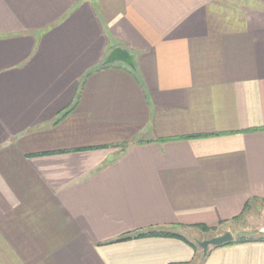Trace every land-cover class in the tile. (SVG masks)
I'll use <instances>...</instances> for the list:
<instances>
[{"label":"crops","instance_id":"obj_1","mask_svg":"<svg viewBox=\"0 0 264 264\" xmlns=\"http://www.w3.org/2000/svg\"><path fill=\"white\" fill-rule=\"evenodd\" d=\"M262 216L264 0H0V264H264Z\"/></svg>","mask_w":264,"mask_h":264},{"label":"water","instance_id":"obj_2","mask_svg":"<svg viewBox=\"0 0 264 264\" xmlns=\"http://www.w3.org/2000/svg\"><path fill=\"white\" fill-rule=\"evenodd\" d=\"M104 65L122 64L125 67L133 70L135 68L133 56L125 49L115 48L107 55ZM264 235V228L260 231ZM233 237L230 233L226 232L221 236L213 237L211 239L196 242L197 246L202 250L203 256H206L210 247H219L231 243Z\"/></svg>","mask_w":264,"mask_h":264},{"label":"trees","instance_id":"obj_3","mask_svg":"<svg viewBox=\"0 0 264 264\" xmlns=\"http://www.w3.org/2000/svg\"><path fill=\"white\" fill-rule=\"evenodd\" d=\"M111 65H104L103 63L95 68L93 71L95 70H99V69H103V68H108L110 67ZM125 67V66H124ZM126 69L129 70V72L133 75V77L138 81V82H141V78H140V75H139V72L137 70V68L135 67L133 70L125 67ZM89 75L86 74L82 81L80 82L79 84V87H78V91L80 90V87L83 83V81L85 80V78ZM78 98V96H77ZM76 98V100H77ZM74 109V105L71 106L65 113H63L62 115H60V117L57 119V121H59L60 119H62L64 116H66L69 112H71L72 110ZM199 230L202 231V232H208L210 230H213L212 228H208V227H199ZM152 236H166V237H176V238H180L179 235H176V234H171V233H158V232H149V233H137V234H134V235H128V236H125V237H122L120 239H118L117 241H126V240H130V239H138V238H144V237H152ZM231 243H228V244H225V245H229ZM191 246L193 247H196V245H193V244H190Z\"/></svg>","mask_w":264,"mask_h":264},{"label":"rangeland","instance_id":"obj_4","mask_svg":"<svg viewBox=\"0 0 264 264\" xmlns=\"http://www.w3.org/2000/svg\"><path fill=\"white\" fill-rule=\"evenodd\" d=\"M263 216L262 217H250L248 219V221H246L245 223H242L241 226H237V227H232L230 228V232H232V235H238V232L242 233V235H253L255 232H257V230H259V226L262 223L263 220ZM213 229V228H212ZM216 229L210 230L208 232H202L201 233L204 234V237H206V239H210L212 237H207V235L214 233ZM224 233H220V235H222ZM197 237H203V235L201 236L198 232H196ZM193 236L194 238H196V236ZM214 235V234H213ZM188 236H190V234L188 233ZM192 238V236H191Z\"/></svg>","mask_w":264,"mask_h":264}]
</instances>
